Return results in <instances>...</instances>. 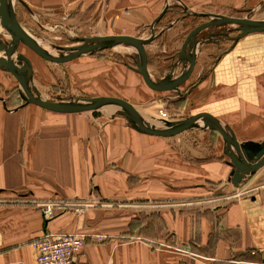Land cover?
Wrapping results in <instances>:
<instances>
[{
    "label": "crops",
    "instance_id": "1",
    "mask_svg": "<svg viewBox=\"0 0 264 264\" xmlns=\"http://www.w3.org/2000/svg\"><path fill=\"white\" fill-rule=\"evenodd\" d=\"M263 2L14 0L21 8L14 11L65 18L69 24L93 22L96 35L147 27L152 31L144 45L148 60L147 47L162 35H176L172 30L182 25L176 15L156 25L169 7H180L184 18H206L215 4L251 5V11ZM208 44L215 43L196 48L192 72ZM85 55L66 61L78 87L87 77ZM29 59L34 81L42 84L54 76L45 72L51 69L45 62L61 66V73L65 68V62L36 53ZM175 61L156 79L179 73L183 68ZM6 69L0 66V264H37L33 240L59 231L85 235L89 264H253L264 256L249 253L264 247V164L238 171L217 129L206 128L215 136L202 132L187 139L149 133L113 114L50 110L22 99L16 77ZM147 69L152 75L148 64ZM167 91L178 92L175 97L190 115L216 118L236 155L242 150L252 154L264 145V31L238 38L193 79ZM47 199H88L91 204L81 214L65 210L46 221L36 203Z\"/></svg>",
    "mask_w": 264,
    "mask_h": 264
},
{
    "label": "rangeland",
    "instance_id": "2",
    "mask_svg": "<svg viewBox=\"0 0 264 264\" xmlns=\"http://www.w3.org/2000/svg\"><path fill=\"white\" fill-rule=\"evenodd\" d=\"M12 3L14 5V0H12ZM212 6L213 7L211 11L213 14H222L234 17H248L250 19L264 17V2L253 7L251 11H249L247 8H251V5H242L240 7H236L235 5L229 4H215ZM199 7H201V5H199ZM15 8L17 9V13L21 9L20 7H17V3L16 6H14V9ZM175 15L179 17V22L182 24L181 26L178 25L177 29L172 30L173 33L176 32L177 34H174L168 39L166 37L168 34H166V36L162 35L157 40H155L152 46L147 47V64L151 74L153 75V78L155 77L154 79L167 71L169 67L171 68L169 63L175 60L177 61V55L180 49L177 44L183 42L187 33L194 26L210 18H184L185 14L181 13L180 7L174 5L169 7V11L166 12L164 16H162V19L157 22L156 25L165 24L167 21L173 19ZM16 16L23 28L42 46H47V49L54 54L57 52L56 49L52 47L53 44L73 45L77 44L78 39L81 37L96 35L92 30L94 24L93 22H89L87 24H69L65 18L45 19L43 16L39 18L38 16L32 17L28 13L26 16H23L22 14L21 16L18 14ZM236 26L237 24L235 23H229L214 28L209 27L196 35L195 38L198 40L205 39V41L197 47H200L206 43L215 44H208L203 48L197 63V70L193 72L191 71L189 76L186 78V81L193 79L199 68L211 65L215 57H217L221 52H223V50H226V48L234 43L232 37L237 35V31L234 30ZM122 31L127 33L130 32L131 35L145 39L149 38L151 34L149 28L147 27L136 30L124 29ZM224 33H227V35ZM151 40L152 38L150 41ZM0 41L3 43H8L11 41L10 34L6 28L0 27ZM217 43L218 45H216ZM15 50L26 54L29 56V58L35 56V53L21 42L16 43ZM0 52V56L4 55L3 51ZM81 57V59H85L88 64L86 72L87 77H81L80 81L84 83L80 87H78V82L75 85L72 83L73 81L69 77L70 68L67 66V62H65L63 73H61V66L50 64L48 62L45 63H47L46 65H49L51 69L47 68V71H45L44 68H36L38 71L43 70L47 72L49 76L54 75L51 77L54 81L52 80L51 82H48L50 80L48 79L45 80L47 82H43V84L42 80H38L39 83L37 80L34 81L32 73L29 75L25 73L18 74L9 69L7 70L6 68L5 71L12 73L16 77V83L20 86V91H22L25 95H33L35 97L54 100L57 102L82 103V98L95 96L97 94H103L100 96H123L127 98L137 110L140 122L152 128H169L172 125L189 118V109H185L184 103H180V99L175 97L178 95V92L152 90L147 86H145L147 90H144L145 84L143 80H141V85H135L136 80L140 79L141 76L139 78V76L128 67V65L133 67L135 66V49L133 47L119 44L91 54L87 53L85 56ZM10 60L13 62L12 59ZM100 60H102L101 66H97L96 61ZM177 64H179L178 67L181 65V63ZM56 71L57 74L55 73ZM179 73L177 69L175 75H178ZM44 74L46 73L42 72L41 75ZM58 74H62L63 76H58ZM85 78L86 80H83ZM114 78H117L118 81H121L124 84L119 82L116 84ZM186 81L184 80L181 85L185 84ZM18 91L19 89H17V92ZM109 106L111 107L109 108ZM83 111H87L89 113L93 112L95 114L99 112L102 113L103 117L106 115L110 117L112 114L117 115L126 119V121H128L133 127L140 129L139 125H137L135 121L125 113L123 108L113 102L99 101L94 107L84 109ZM207 127L210 128L211 126L206 122L195 119L189 122V126L187 128L171 134V136H183L187 139H197L200 137V135H203L202 132H206L211 136H215L216 133L213 131H207Z\"/></svg>",
    "mask_w": 264,
    "mask_h": 264
},
{
    "label": "water",
    "instance_id": "3",
    "mask_svg": "<svg viewBox=\"0 0 264 264\" xmlns=\"http://www.w3.org/2000/svg\"><path fill=\"white\" fill-rule=\"evenodd\" d=\"M163 12L161 13V15ZM161 15L155 20H158ZM210 18L206 21L194 26L185 36L177 55V63H181L182 70L178 75L167 76L160 79H153L149 75L147 69V56L144 45L147 44L152 35L149 38H141L131 34H105V35H91L84 36L78 39L77 44L73 45H59L53 44L52 47L56 49L57 53H52L33 38L29 33L25 31L23 26L19 23L12 0H0V27L6 28L10 34L11 41L2 43L0 41V51L4 52V55L0 56V66L15 71L18 74L25 73L27 75L32 73V65L30 59L23 53L15 50L16 43L21 42L29 47L33 52L42 57L43 59L61 63L69 61L77 56L94 53L99 50L114 46V45H127L135 49L134 63L132 67L137 71L145 84L154 90H177V86L181 84L189 76L193 69L195 62V50L198 45L205 41V39H196V35L202 30L209 27H217L223 24L235 23L237 26L234 30L237 31V35L232 37L235 41L238 38L252 32L264 31V19H250L248 17H234L222 14H209ZM152 34V31H151ZM227 35V33H224ZM16 59L17 63L12 62L10 59ZM20 96L27 102H32L40 105L44 108L55 111H68V110H84L94 107L99 101L113 102L123 108L125 113L129 115L139 127L149 133L157 135H171L189 126V122L195 119H199L206 122L211 127L217 129L226 140L227 155L229 156L232 164L241 172H248L256 169L260 165L264 164V145L258 147L252 154L246 150H242L238 155L234 153L231 148L228 136L224 129L218 122V120L206 113H197L190 115L188 119H185L179 123L172 125L169 128L160 129L152 128L140 122L139 114L135 107L123 98L115 96H99L89 97L82 99V103H62L54 100H48L33 95H25L20 91Z\"/></svg>",
    "mask_w": 264,
    "mask_h": 264
},
{
    "label": "built area",
    "instance_id": "4",
    "mask_svg": "<svg viewBox=\"0 0 264 264\" xmlns=\"http://www.w3.org/2000/svg\"><path fill=\"white\" fill-rule=\"evenodd\" d=\"M91 202L88 199H47L36 203L44 220H49L60 211L71 210L81 214ZM85 235L78 232L59 231L43 232L33 240L37 264H89L85 261ZM264 253L262 249L253 248L250 254ZM253 264H264V256Z\"/></svg>",
    "mask_w": 264,
    "mask_h": 264
},
{
    "label": "bare ground",
    "instance_id": "5",
    "mask_svg": "<svg viewBox=\"0 0 264 264\" xmlns=\"http://www.w3.org/2000/svg\"><path fill=\"white\" fill-rule=\"evenodd\" d=\"M13 6H14V5H13ZM263 19H264V18H263ZM25 31H26V30H25ZM26 32H27V31H26ZM27 33H28V32H27ZM1 42H2V41H1ZM2 43H3V42H2ZM43 48H44V49H47V46L44 47V45H43ZM47 50H48V49H47ZM149 75H150V74H149ZM150 76L153 78L152 75H150Z\"/></svg>",
    "mask_w": 264,
    "mask_h": 264
},
{
    "label": "trees",
    "instance_id": "6",
    "mask_svg": "<svg viewBox=\"0 0 264 264\" xmlns=\"http://www.w3.org/2000/svg\"><path fill=\"white\" fill-rule=\"evenodd\" d=\"M168 11H169V8L165 10V12L162 14V16H164V14H165L166 12H168Z\"/></svg>",
    "mask_w": 264,
    "mask_h": 264
}]
</instances>
